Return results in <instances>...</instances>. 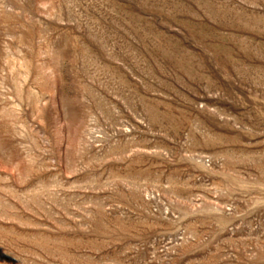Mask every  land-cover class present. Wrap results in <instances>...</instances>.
<instances>
[{
  "label": "rangeland",
  "instance_id": "obj_1",
  "mask_svg": "<svg viewBox=\"0 0 264 264\" xmlns=\"http://www.w3.org/2000/svg\"><path fill=\"white\" fill-rule=\"evenodd\" d=\"M0 264H264V0H0Z\"/></svg>",
  "mask_w": 264,
  "mask_h": 264
}]
</instances>
